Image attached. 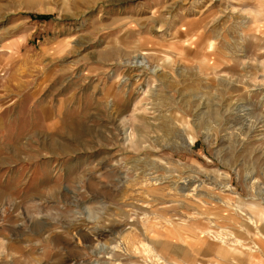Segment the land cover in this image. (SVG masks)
I'll return each instance as SVG.
<instances>
[{
  "label": "rangeland",
  "instance_id": "obj_1",
  "mask_svg": "<svg viewBox=\"0 0 264 264\" xmlns=\"http://www.w3.org/2000/svg\"><path fill=\"white\" fill-rule=\"evenodd\" d=\"M261 213L264 0H0V264H264Z\"/></svg>",
  "mask_w": 264,
  "mask_h": 264
},
{
  "label": "bare ground",
  "instance_id": "obj_2",
  "mask_svg": "<svg viewBox=\"0 0 264 264\" xmlns=\"http://www.w3.org/2000/svg\"><path fill=\"white\" fill-rule=\"evenodd\" d=\"M251 219V221L253 222V218H250ZM255 219V218H254ZM259 219V220H258ZM258 219H255L254 220V222L256 221V220H258V221H260V222H264V214L263 213H261V215H259L258 216ZM253 222V223H254ZM255 225V224H254ZM258 228V227H257ZM259 230V229H258ZM260 232V231H259ZM255 236L258 238V239H260V240H264V237H262L263 236V234H262V236H261V234L260 235H258V232H257V235L255 234ZM216 238V237H215ZM220 239V241L221 242H224V240L220 237L219 238ZM234 242H236V243H239L241 246H245V244L243 243V241L241 240V239H235V241ZM234 245H236V244H234ZM244 248V247H243ZM248 251H253V249H252V247H249V248H246ZM240 252V251H239ZM244 254V253H243ZM241 256H242V254H241ZM237 258V257H236Z\"/></svg>",
  "mask_w": 264,
  "mask_h": 264
},
{
  "label": "trees",
  "instance_id": "obj_3",
  "mask_svg": "<svg viewBox=\"0 0 264 264\" xmlns=\"http://www.w3.org/2000/svg\"><path fill=\"white\" fill-rule=\"evenodd\" d=\"M31 17L32 18H39V19H47V18H49V15H47V14H39V15L31 14Z\"/></svg>",
  "mask_w": 264,
  "mask_h": 264
},
{
  "label": "crops",
  "instance_id": "obj_4",
  "mask_svg": "<svg viewBox=\"0 0 264 264\" xmlns=\"http://www.w3.org/2000/svg\"><path fill=\"white\" fill-rule=\"evenodd\" d=\"M218 255H220L221 257L227 258V257L224 255V253H219ZM228 259H229V260H232V258H231L230 256L228 257ZM232 261H233V260H232Z\"/></svg>",
  "mask_w": 264,
  "mask_h": 264
}]
</instances>
